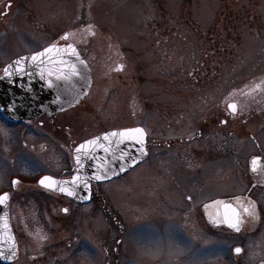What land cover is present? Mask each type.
<instances>
[{
    "label": "rangeland",
    "instance_id": "obj_1",
    "mask_svg": "<svg viewBox=\"0 0 264 264\" xmlns=\"http://www.w3.org/2000/svg\"><path fill=\"white\" fill-rule=\"evenodd\" d=\"M31 10L29 27H18L24 24L22 18L18 26L11 23L0 33V51L10 57L37 49L65 32L87 48L92 85L75 110L77 140L99 125L133 123L134 116L137 122V111L153 117L155 105H169L183 115L187 111L190 122L200 120L204 111L206 119L214 117L218 123L222 100L238 96V160L258 147L264 151V112H246L240 97L255 85L264 91V0H32ZM117 63L122 71L115 68ZM260 92L255 89L250 95L261 98ZM174 116L173 121H180ZM220 127L224 138L227 127ZM0 135V140L11 141L0 144V186L9 174L28 183L34 172L23 164L27 158L45 168L21 149L16 137L1 129ZM222 152L228 153L224 141ZM200 170L213 178L205 184V193H212L214 170L208 166ZM135 180L129 186L123 178L101 187L106 205L118 211L117 223L110 228L109 264H264V238L257 224L244 235L224 233L217 244L215 227L197 210L169 209L164 211L167 220L136 218L135 210L146 200ZM69 213L56 212L51 239L71 240L72 233L56 232L58 223L72 217ZM79 214L82 218L74 222L100 243L101 217L88 209L78 210ZM19 237L24 238L21 233ZM239 243L244 245L242 251L233 255ZM74 248L72 243L69 249ZM94 250L78 248L72 259L62 258V244L58 264H103L101 253ZM30 261L39 264L41 259Z\"/></svg>",
    "mask_w": 264,
    "mask_h": 264
},
{
    "label": "flooded vegetation",
    "instance_id": "obj_2",
    "mask_svg": "<svg viewBox=\"0 0 264 264\" xmlns=\"http://www.w3.org/2000/svg\"><path fill=\"white\" fill-rule=\"evenodd\" d=\"M31 3L32 0H0V33L11 23L16 22L18 26L20 24L18 19L22 18H24V24L18 27L20 29L29 27ZM51 44L75 46L86 60L91 72L89 60L86 58L87 48L76 44L71 34L67 32L58 35L56 39L46 41L37 49L10 57H5L0 51L1 67L20 55L35 52ZM118 66L121 64H116L117 71H122L123 67L118 70ZM254 87L259 93V89ZM255 89H247L244 92L246 96H240L248 113L264 112V98H262L264 95L261 98H255L256 93L250 95ZM229 102L237 105L235 114L228 112ZM239 107L238 96H228L223 99L220 106L223 116L217 123V118L206 119L204 111H201L202 116L200 113V120L193 118L190 122L187 111H185L187 115H183V113L174 112L169 105L159 107L155 105L151 108L155 110L153 117L147 118L146 112L137 111L139 114L137 122L134 116L133 123L99 125L91 129L90 133L81 140H77V115H75L77 106L51 115H41L28 121L8 122L0 116L1 132L11 134L9 137H16L21 149L30 152L28 155L45 167L41 168L34 164L35 161L27 158L23 164L28 169L32 168L34 172L28 177V183L21 181L14 174L5 175L3 178L4 184L0 186V196L7 195L5 205L8 225L14 236L16 248V255L8 264H30L32 261L30 258H40L39 264H58V257H60L58 253L62 244L65 245V255L62 258L72 259L78 248L90 251L95 249V252L101 253L103 264H109L110 228L111 224L117 223L115 216L118 211L106 205L101 187L103 184L123 178L128 180L127 186L135 179L138 180L139 192L146 200L139 210L134 209L136 218L155 220L158 217L167 220L164 211L169 209L197 210L204 221L215 227L217 244L222 242V234L244 235L248 233L249 227L255 224L259 226L258 233L264 238V151L258 147L254 153H251L253 150L248 151L244 158L238 160V123L235 118ZM174 114H177L176 119L180 121H173ZM216 114L219 116V112ZM220 126L227 127L228 133L226 132L224 138H222ZM138 127L143 129L144 133V159L114 180L102 183L91 182L90 198L86 204L78 203L72 197L47 186L50 182L53 186L55 181H66L73 176L76 167L72 152L79 143L110 130ZM136 134L139 137L138 133H134V137ZM0 138H2L1 135ZM223 141L224 149L228 153L222 152ZM0 144L11 145V141L6 137L0 140ZM212 150L216 152L215 155H210ZM254 158H259L256 171L252 170ZM206 164L209 169L214 170L213 177L216 183L212 193L208 194L205 193L206 180L213 181V178L204 177L203 171L200 170L201 166L207 167ZM134 176H136L135 179ZM45 177L50 178V181L42 184L41 180ZM249 201L254 202L253 215L245 213L242 208V205L248 206ZM227 203L232 204L240 213L242 220L240 231L224 225L221 207ZM83 209H88L91 215L96 214L101 217L103 224L99 228L102 236L100 243H96L92 234L82 230L85 229L83 227L80 229L79 223L74 222L82 218L80 214L78 215V210ZM57 211L62 216L70 211L69 214L72 217L58 223L56 232L63 229L66 233H72L71 240L67 239L68 236L66 239L49 237L55 232V229L51 227L56 225L54 222L57 220ZM22 216H25L24 220L21 219ZM20 233L24 238L19 237ZM72 243L75 244L73 250L69 249ZM239 244L237 247L242 249L243 243ZM262 246L264 255V240ZM50 257L53 259L46 262L45 258ZM0 264L3 263L0 262Z\"/></svg>",
    "mask_w": 264,
    "mask_h": 264
},
{
    "label": "water",
    "instance_id": "obj_3",
    "mask_svg": "<svg viewBox=\"0 0 264 264\" xmlns=\"http://www.w3.org/2000/svg\"><path fill=\"white\" fill-rule=\"evenodd\" d=\"M68 45L53 44L46 46L39 51L14 58L2 68L0 74V115L5 120L19 122L34 119L40 115L61 112L76 106L88 93L91 86L89 67L76 47L72 45L78 54V58L67 48ZM52 46L60 51L57 52L54 49L53 52L46 53L37 61L31 59L33 55L44 52L45 49ZM21 58H23L22 64L25 69L22 73L16 71V61L21 60ZM72 64L76 65L80 75L71 74L70 65ZM5 69H8L11 75H6ZM49 72L52 74L49 75ZM61 72L64 75H60ZM228 110L233 113L229 108ZM124 130L126 129L111 130L86 140L99 138L97 144L86 145L85 149L79 152L80 163L78 164L76 150L86 141L80 143L73 151L76 173L66 181L54 180L55 184L51 188L66 195L71 191L73 195L68 196L77 202L87 203L91 181L99 183L115 179L140 163L145 156L144 133L142 144L136 141L137 139L132 138L134 133H129L124 137L109 135L107 140L104 139L105 134ZM105 148H108V151H105ZM133 161L135 162L133 163ZM122 165L123 171H121ZM97 175H101L103 178L97 179ZM74 177H79L75 183H73ZM61 188H64L65 191H61ZM5 202L4 200L0 206V254H2L0 255V262L8 264L15 257L16 248L13 234L8 225ZM221 210L224 225L228 227L225 221L235 219L234 213L237 210L230 203L223 205ZM235 249L233 252L239 254L235 252Z\"/></svg>",
    "mask_w": 264,
    "mask_h": 264
},
{
    "label": "snow or ice",
    "instance_id": "obj_4",
    "mask_svg": "<svg viewBox=\"0 0 264 264\" xmlns=\"http://www.w3.org/2000/svg\"><path fill=\"white\" fill-rule=\"evenodd\" d=\"M9 6H10V5H9ZM66 38H67V34L65 35V39H66ZM67 48L70 49L71 52H72L73 54H76V55H77V58H78V54L76 53V50L73 48L72 45H68ZM54 49H55V46L49 47V48L45 49L44 52L37 53L36 55H33V56L31 57V59H32L33 61H37L40 57L44 56L46 53H51V52H53ZM55 50H56L57 52L60 51L59 49H55ZM22 60H23V58H21V60L16 61V66H17V67H16V71H17V72H21V73L25 71V69H24V67H23V64H22ZM61 63H64V62L61 61ZM81 63H83V61H81ZM10 67H11V66H10ZM70 67H71V69H72V72H71L72 75H76V76L80 75V73H79V71L77 70L75 64L70 65ZM122 67H123L122 65H121V66H118V70L121 69ZM5 74H6V75H11V73L8 71V69H5ZM51 74H52V73L49 72V75H51ZM41 75H43V73H41ZM60 75H64V73L61 72ZM256 87L259 88L260 85H256ZM227 107H228L233 113H235L236 110H237V105H236L235 103H228ZM129 133H138V134H139V137H138V138H137V137H132V138L137 139V141H138L139 143H141V144L143 143V129H139V128H137V129H126V130H124V131H122V132H115V131H114V132H112V133H110V134H105L104 139L107 140L109 135H111V136H113V137H115V136H121V137H124V136H126L127 134H129ZM98 140H99V138H95V139H93V140L86 141L85 144H82V145H80V146L77 148L76 151H77V153H78V155H77V163H78V164L80 163L79 152H80L82 149H85L86 145H95V144H97ZM104 150H105V151H108V148H105ZM141 151H143V149H141ZM258 159H259V158H254L253 161H252V165H253L252 170H253V171H256V166H257ZM134 162H135V161H133V163H134ZM101 167H103V164H101ZM123 170H124V168H123V165H122V166H121V171H123ZM105 175H106V173H105ZM96 178H97V179H101V178H103V177H102L101 175H97ZM78 179H79V177H74V178H73V183H75L76 180H78ZM45 181H50V178L45 177L43 180H41V183L44 184ZM47 186L51 187V186H52V183L50 182ZM60 190H61V191H65L64 188H61ZM68 195H73V192L69 191V192H68ZM6 198H7V195H6V194H5V196L0 197V203H3V201H4ZM238 199H239V198H238ZM242 208H243V211H244L245 213H248L249 215H253V214H254V211H255V209H254V202L249 201V205H248V206H244V205H242ZM65 211H67V210H65ZM234 216H235V219H233V220H227V221H225V222L228 224V227H231V228L235 229L236 231H240V224L242 223V220H241V218H240V213H239V212H235V213H234ZM217 223H219V221H217ZM241 251H242V249H240V248H236V249H235V252H236V253H240ZM0 255H2V254H0ZM9 258H10V257H9Z\"/></svg>",
    "mask_w": 264,
    "mask_h": 264
},
{
    "label": "trees",
    "instance_id": "obj_5",
    "mask_svg": "<svg viewBox=\"0 0 264 264\" xmlns=\"http://www.w3.org/2000/svg\"><path fill=\"white\" fill-rule=\"evenodd\" d=\"M256 86V85H255ZM262 92H260L262 95H264V91L262 89H260Z\"/></svg>",
    "mask_w": 264,
    "mask_h": 264
}]
</instances>
